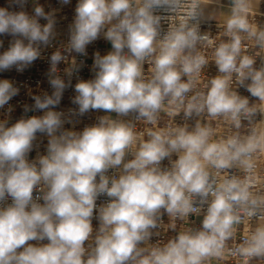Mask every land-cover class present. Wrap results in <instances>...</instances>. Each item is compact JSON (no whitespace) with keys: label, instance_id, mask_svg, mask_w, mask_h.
Here are the masks:
<instances>
[{"label":"clouds","instance_id":"clouds-1","mask_svg":"<svg viewBox=\"0 0 264 264\" xmlns=\"http://www.w3.org/2000/svg\"><path fill=\"white\" fill-rule=\"evenodd\" d=\"M58 4L0 5V73L51 90L13 120L0 79V264H264V0Z\"/></svg>","mask_w":264,"mask_h":264},{"label":"built area","instance_id":"built-area-1","mask_svg":"<svg viewBox=\"0 0 264 264\" xmlns=\"http://www.w3.org/2000/svg\"><path fill=\"white\" fill-rule=\"evenodd\" d=\"M77 0H71V4L68 6H64L62 8V11L60 12L61 16H66L67 19H62L60 21V24L58 25V29L61 33H65L67 29V24L71 21L73 15H74V7ZM4 3V0H0V5ZM41 3H45L46 5H51L52 7H59L58 0H41ZM7 46V42L6 45ZM53 49H48L47 53L50 54V52ZM100 51V53L106 54L108 51L111 50V45L109 42H107L104 39H100L96 42H94L92 45H90L87 49L88 56L87 57H78V60L83 59L85 62V66L82 68L80 72V77L82 79H91L92 78V72H91V65L93 63V53L95 51ZM2 51V49H0ZM48 68V64L46 61H37L35 64L24 73L20 74L15 72V70L7 73H0V79H12L17 82V86L21 88L20 94L17 97H14L12 101H10V104L14 107V111L12 112L13 120L18 119L21 115H23L22 106L23 104H32L34 103L28 93L31 90L33 93H38L42 90H48L51 91L49 88V85L46 81V78L44 76V73L46 72ZM214 73V69L212 70ZM39 82V83H38ZM75 79L73 80V84L75 83ZM73 90L69 89L65 92L63 100L61 102V105L56 110H63L66 114L68 113L69 108L75 107L71 104V97L74 96ZM246 94V93H245ZM7 106H5V109H0V118H3V114L6 111ZM103 112H91L87 114L84 117H75L74 120H78L79 123H76V130H82L85 125L93 124L96 122V119L100 115H104ZM29 115H42L40 112L35 113H29ZM180 119L179 117L177 118ZM66 128L72 127L71 125L66 124ZM39 147L34 148V150L29 154V159H34L37 155V153L43 154L45 151V146L47 144V138L43 136H39L38 134V140L36 142ZM130 158V157H129ZM175 158V157H174ZM167 163V161H165ZM111 174V173H110ZM106 197H100V199L97 201V203H101L105 201ZM10 202V201H9ZM166 219V218H165ZM199 223V221H197ZM94 227L97 226V221H93ZM155 239V238H154ZM47 241H45L46 243Z\"/></svg>","mask_w":264,"mask_h":264}]
</instances>
